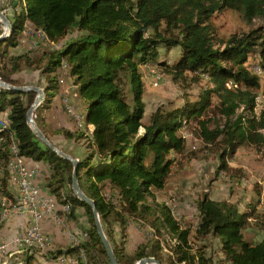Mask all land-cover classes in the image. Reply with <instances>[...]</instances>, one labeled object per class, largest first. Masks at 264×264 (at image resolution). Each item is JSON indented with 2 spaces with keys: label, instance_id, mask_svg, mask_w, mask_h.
Wrapping results in <instances>:
<instances>
[{
  "label": "trees",
  "instance_id": "obj_1",
  "mask_svg": "<svg viewBox=\"0 0 264 264\" xmlns=\"http://www.w3.org/2000/svg\"><path fill=\"white\" fill-rule=\"evenodd\" d=\"M10 2L11 15L0 6L13 26V34L0 42V78L25 85L15 77L17 73L39 72L46 100L37 108L35 118L51 140L41 125V112L60 85L58 69L61 64L67 66L86 103V124L94 128L88 134L76 125L75 130L60 127L53 134L74 140L75 146L84 140L86 153L80 158L79 183L97 202L118 262L135 264L140 258L154 256L162 264H264V238L253 243L244 236V230L252 224L260 223L264 228V218L258 222V196L250 209L242 211L236 202L215 200L206 192L197 203L195 224L178 220L164 201H148L153 190L165 188L176 156L188 153L187 138L180 132L184 123L196 121L194 136L205 147L216 149L218 175L235 169L229 159L243 145L264 153V111H255L259 92L264 95V0ZM226 9L239 12L247 24L257 19L261 23L219 38L213 17ZM27 24L41 31L50 44L13 53ZM43 45L48 47L41 48ZM175 47L179 48V57L173 64L158 59L161 48ZM251 58L261 64L262 74L248 67ZM148 62L164 67L174 81L184 85L189 73L192 82L208 76L212 86L195 100L186 96L180 106L159 105L143 123L146 103L141 69ZM214 95L218 102L213 105ZM35 96L34 91L0 89V112L8 111L9 119V128L0 131V194L15 200L8 164L14 156L11 146L17 143L20 156L47 165L46 187L57 201L58 212L64 211L74 220L78 207L87 214L88 225L77 232L85 231L89 240L65 248L51 247L46 256L78 258L83 250L86 262L79 264H110L91 206L72 189V162L45 145L27 123V111ZM209 109L211 115L205 117ZM106 191L110 198H106ZM66 205L70 208L63 210ZM130 221L147 233L133 254L125 248ZM116 225L119 240L115 239ZM212 238L219 239L222 253L216 263L207 251ZM23 262L32 264V256L27 255Z\"/></svg>",
  "mask_w": 264,
  "mask_h": 264
},
{
  "label": "rangeland",
  "instance_id": "obj_2",
  "mask_svg": "<svg viewBox=\"0 0 264 264\" xmlns=\"http://www.w3.org/2000/svg\"><path fill=\"white\" fill-rule=\"evenodd\" d=\"M10 1L11 0H0V6L5 7L6 11L11 15ZM213 23L216 27V32L219 38H227L234 32L248 31L249 29L256 27L259 23H261V21L257 19L253 22V24H247L242 19L239 12L232 9H226L223 10L222 12L217 13L213 17ZM26 36L24 34L26 41L22 43L24 46L22 50L26 51L36 48V47H32L30 38ZM43 44H50V43L45 39L43 40ZM45 47L46 46L43 45L41 48H45ZM159 53H160V56L158 58L159 60H166L169 64H173L179 57V48L175 47L170 50L161 48ZM250 63L258 64V61L254 58H251L247 62V65L249 64L248 66L249 68L251 67ZM152 68L157 78L162 81L158 86H154L150 81V73L152 72ZM141 70L144 74L143 78L146 84L143 98L145 97L146 101L148 102L147 111L145 112L144 118L142 120L143 123H146L148 121L151 111L154 108L156 109L159 105H165L166 108L180 106L184 103L186 96H188V98H190L191 100H195L199 97L200 93L205 88L212 86L210 79H208V76L206 75H202V79H200L199 82H192L191 75L188 73L187 83H185L187 85H184V83L180 81H174L172 76L164 71L165 70L164 67L160 68L157 64L153 62L146 63ZM67 73L69 75L68 70ZM58 75H59V83L61 84V74L58 72ZM15 77L20 78L22 82L25 84H36V85L38 84L43 87V83H44L43 78L37 71L35 72L23 71L17 73ZM263 79H264V73H263ZM69 81L71 84L70 86H71L72 95L77 100L80 99L78 91L76 92L77 89L76 90L74 89V81H72V79L71 80L69 79ZM228 84L232 85L233 82L229 81ZM148 87L150 88V90L148 89ZM148 90L150 91V93L148 92ZM151 93H154L153 95L154 97L150 96ZM212 101H213V105L216 104L218 102V97L214 95ZM256 101H257V105L255 111L258 114L260 113L261 109L264 111V95L262 92L260 97L258 94ZM44 102L42 103V105L44 104ZM83 105L86 106V103ZM81 109H83V107L79 108V110L81 111L82 127L85 128L86 130L85 132L89 134L91 133L90 129H92L93 124L90 127H89L90 124H86L85 111ZM208 115H211L210 109L204 113L205 117ZM196 124H197L196 121H191V123L189 124L184 123L182 125L180 132L183 134V136L187 138L188 153L184 156H180V155L176 156V161L172 165V172L170 174V177L168 179L165 188L162 189L161 191L155 190L157 193L156 195H158L159 199H161V202L164 201L165 203L171 206L178 220L188 221L193 223L198 220L197 202L201 198V196L206 192H208L209 194L215 193L217 196H220L219 197L220 200H226L228 198L234 197L235 201H237L244 209H247V204L248 202H250L251 199H253L255 196L256 197L258 196V204L261 205L260 208L258 207L259 212L257 214H259L260 216L258 222H262L264 218V208H262L264 202V153L261 151H257L251 145H243L238 149L234 159L230 160V162L233 161L231 162V166L232 168L235 169H233L227 174L222 172L218 175L217 168L219 166V161H218V154L216 152V149H212V147H205L203 143H200L199 138L194 136L193 130L196 127ZM76 129L78 128L76 127ZM51 135L53 136V138L54 137L58 138L57 134L52 133ZM59 143H61V141ZM194 145H196V148L192 147ZM58 147L64 150V148H61L60 146ZM13 165H14V160L13 162H9L8 164V169L11 175H12ZM240 171L242 173L238 174L240 173ZM231 174L233 176H231ZM182 183L186 185L185 188L191 190L190 192H192L190 193L191 199H189L190 207H186V208H183V205L180 204L184 199L181 201L182 198L179 196V192H178L179 186ZM105 196L106 198H110V195H108L107 193H105ZM3 197L4 199H7L13 203L15 201L8 198L7 196H3ZM150 199L151 197L148 198V201L150 203L154 202L153 200ZM256 199L257 198H255L254 200ZM14 205L3 208L10 209ZM64 216L66 219V216H68V214L67 215L64 214ZM254 221L255 219H253L252 222ZM3 222L4 221H1L0 225ZM259 225L252 224L248 226L244 230L245 238L253 243L262 240L264 238V228ZM207 244H209V248L207 249L208 253L218 252L220 247L212 240L210 242H207ZM26 252H30V251H26ZM31 252H38V251H31ZM25 254L23 252L17 251V253L11 252V255L8 253L7 256L10 255L9 257L10 259H14L15 256H17L18 259L15 260L19 262L22 259H24ZM80 256H81V252H80ZM80 256L76 258L79 259ZM15 260L13 261L14 263L12 264L17 263L15 262Z\"/></svg>",
  "mask_w": 264,
  "mask_h": 264
},
{
  "label": "crops",
  "instance_id": "obj_3",
  "mask_svg": "<svg viewBox=\"0 0 264 264\" xmlns=\"http://www.w3.org/2000/svg\"><path fill=\"white\" fill-rule=\"evenodd\" d=\"M25 41H26V38L24 37V32H22L19 35V45L16 48H14V50H12V52L13 53L23 52L22 48L24 46L22 43ZM143 71H145V70H143ZM69 79L70 80L72 79V81H74V78L71 77L70 75L66 76L65 83L60 84L58 86V89L56 90L55 94L50 98V101L47 103L45 108L42 110V112H41V125L44 128V130H46V132L50 135L51 141H53L57 146H60L61 148H64L65 150L71 151L73 156L81 158L86 153V149L82 146V143L84 142V140H81L79 143H77V146L75 148V144H74L75 141L74 140H67L61 135H57L58 138H55V137L53 138V136L51 135L55 129L60 128V127H65V128L71 129V130L76 129L73 119L67 114V112L65 111L63 104H62V94L64 92L69 94L71 101L74 104H76L78 109L83 107V109H81V110L85 111V105H83V104H85V100L81 97H80V99L77 100L72 95L71 86H70L71 84H70ZM145 85L146 84L144 82V87H145ZM74 89L76 90L75 84H74ZM148 89L150 90L149 87H148ZM149 90H148V92L150 93ZM76 92H77V90H76ZM153 95H154V93L150 94V96H153ZM144 101L146 103V111H147L148 102L146 101L145 97H144ZM153 110H155V108ZM91 125L92 124H90L89 127ZM93 128H94V126L92 125V129H90L91 132H92ZM143 130H144V128H141V132H143ZM60 141H61V143H59ZM234 157H235V155L229 159L230 166H231V162H233V161L230 162V160H233ZM13 160H14V157L11 158L10 162H13ZM23 160L29 167L36 168L38 170V176L36 177V183L41 187L42 192L44 194L45 193L48 194V188L46 187L47 165L44 162H37V161H34L32 159H29V158H23ZM186 183H188V182H186ZM10 186H11L12 191L14 192V195H17V184L13 180H11ZM185 187H186V185H184V183L180 184L179 191H178L179 196L182 198L181 201L184 199L180 203L181 205H183V208L190 207L189 199H191L190 193H192V192H190L191 190H189ZM157 191H161V190H157ZM156 194H157L156 191L153 190V194H152V196H150L151 197L150 200L161 202V199H159L158 195H156ZM209 195L211 196V198L221 201L219 199L220 196H217L215 193L209 194ZM202 196H201V198H202ZM255 198H256V196L253 199H251L250 202H248L247 209L250 207V204L255 201L254 200ZM226 200L236 202L238 204L240 210H242V211L247 210V209L242 208V206L237 201H235L234 197L228 198ZM14 204H15V201H14V203L7 200V199H4V201H3V207L12 206ZM260 206L261 205L259 204L257 206V208L258 207L260 208ZM12 208H10V209H12ZM262 208H264V202H263ZM194 210H195V208H194ZM76 214L78 217L77 220L70 219L68 216H66L64 223H61V224L56 222V220L51 215L46 216L42 220L43 229L45 231H47L52 236V239H53L52 247L65 248L67 245L74 243L73 237H72L73 233L77 232V230L80 227L84 228V226L88 225L87 214H86V211L83 207H78L76 209ZM28 220H29V215L27 213H22V214L13 213V214H11L0 225V237L4 238V239H12L13 237H15L17 235L24 233L26 228H27ZM195 223H196V221L194 222V224ZM83 232H85V231H83ZM146 235H147V233L143 228H141L138 224L130 221V227H129V231H128V234L126 237V243H125L126 252L128 254H133L134 251L136 250V247L141 242L144 241ZM115 239L116 240L120 239V234H119L117 225L115 226ZM211 240L220 247V242H219L218 238H212ZM11 252L17 253V248L15 246H12L10 248V250H8V252H6L5 254H0V264H12V263H14L13 261L15 259H18L17 256H15L14 259H10L9 257L11 255ZM47 252L48 251H46L45 253H43V252H31V251L26 252L24 259L27 255H30V256H32V264H64V263H66L65 261L59 262L58 258L51 259V258L47 257L46 256ZM8 253L10 254L9 256H7ZM210 254L213 255L215 263L217 262V260H220L222 257V253L220 250H218L217 253H210ZM24 259L21 260L22 264L24 263L23 262ZM15 262H17V260H15ZM16 264H21V263L19 261ZM220 264H229V263L223 262Z\"/></svg>",
  "mask_w": 264,
  "mask_h": 264
},
{
  "label": "built area",
  "instance_id": "obj_4",
  "mask_svg": "<svg viewBox=\"0 0 264 264\" xmlns=\"http://www.w3.org/2000/svg\"><path fill=\"white\" fill-rule=\"evenodd\" d=\"M26 37L31 40L32 47H38L43 44V38H41V31L33 29L31 24H27L24 30ZM253 66V72L262 74L263 69L260 63L251 64ZM61 74V84L65 83L67 73V66L61 64V68L58 71ZM150 81L154 86H158L162 81L154 74L153 68L150 73ZM233 82V81H232ZM261 92H259V97ZM62 104L67 114L73 119L75 125L82 130L81 111L74 104L68 93L62 94ZM8 111L0 112V124L1 120H8ZM196 142V141H195ZM196 148V145L192 146ZM38 176V170L36 168L29 167L23 160V157L18 154V146L14 148V165L12 166L11 180L17 184V195H15V205L12 209L3 208L4 197L0 194V221H5L13 213H27L29 220L27 228L24 233L13 237L12 239H4L0 237V254H5L10 250L12 246L17 248L18 252L26 251H38L45 253L52 247V236L43 229L42 220L51 215L56 222L64 223L65 216L60 214L57 209V201L53 195L43 194L41 187L36 183V177ZM110 195V192H106ZM64 208H70L66 205ZM63 208V210H64ZM74 243L86 241L83 238V232H74ZM59 262L64 260H73L74 264H79V259H75V255H61L58 257ZM22 264V261H20Z\"/></svg>",
  "mask_w": 264,
  "mask_h": 264
},
{
  "label": "water",
  "instance_id": "obj_5",
  "mask_svg": "<svg viewBox=\"0 0 264 264\" xmlns=\"http://www.w3.org/2000/svg\"><path fill=\"white\" fill-rule=\"evenodd\" d=\"M0 22L2 23V32L0 33V42H3L13 34V26H12V22L10 18L2 10H0ZM0 89L16 90L20 92H31V91L36 92L35 99L27 111V123L45 145L51 148L55 153H57L62 158H65L72 162L73 164L72 189L75 195L81 201L91 206L93 210L96 230L104 245V248L107 253L110 264H120L114 252L113 246L108 236L106 235L104 226L101 221L100 212L97 207V202L91 197H89L86 194V192L82 189V187L80 186L79 179H78L80 158L75 157L72 154H69L66 151L60 149L58 146H56L46 136L43 130L39 127L35 119V112L37 108L42 105V103L44 102L46 98V93H45L44 88L36 84H25V85L12 84L0 78ZM135 264H162V263L154 256H147V257L140 258L139 260L136 261Z\"/></svg>",
  "mask_w": 264,
  "mask_h": 264
},
{
  "label": "bare ground",
  "instance_id": "obj_6",
  "mask_svg": "<svg viewBox=\"0 0 264 264\" xmlns=\"http://www.w3.org/2000/svg\"><path fill=\"white\" fill-rule=\"evenodd\" d=\"M251 70L253 71V66H251ZM9 128V122L7 121V120H4V121H1V124H0V131H4V130H6V129H8ZM15 144H12V146H11V152H14V148H15ZM13 154V153H12ZM1 180V179H0ZM1 222V221H0ZM83 238L87 241V240H89V236L86 234V233H84L83 234ZM76 244H78V243H76ZM75 259H77V258H75ZM65 262H68V263H74V261L73 260H64ZM79 261L80 262H86V256H85V254H84V251L83 250H81V256H80V258H79Z\"/></svg>",
  "mask_w": 264,
  "mask_h": 264
}]
</instances>
